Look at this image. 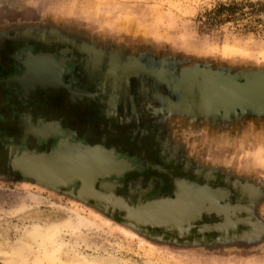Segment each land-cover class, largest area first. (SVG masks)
Returning a JSON list of instances; mask_svg holds the SVG:
<instances>
[{
    "label": "rangeland",
    "instance_id": "374dc122",
    "mask_svg": "<svg viewBox=\"0 0 264 264\" xmlns=\"http://www.w3.org/2000/svg\"><path fill=\"white\" fill-rule=\"evenodd\" d=\"M222 1L229 0H0V43L11 33L82 41L103 58L130 66L142 81L143 103L179 106L168 96L177 91L190 93L193 107L202 101L203 76H264V12L205 30L201 15ZM16 76L6 80L7 90L0 85V264H82L94 258L99 264H264V110L163 115L188 159L249 187L255 224L250 234L181 240L134 227L73 190L18 177L29 155L47 156L54 149H27V157L16 151L31 141L20 136L33 134L13 103ZM42 96L36 110L68 117L66 126L81 132L92 119L64 93ZM55 104L60 109H51ZM59 148L57 156H68L67 145ZM14 159L19 174L12 172L18 170ZM140 182L128 190L143 195Z\"/></svg>",
    "mask_w": 264,
    "mask_h": 264
},
{
    "label": "flooded vegetation",
    "instance_id": "af4514ba",
    "mask_svg": "<svg viewBox=\"0 0 264 264\" xmlns=\"http://www.w3.org/2000/svg\"><path fill=\"white\" fill-rule=\"evenodd\" d=\"M4 41L0 43V85L7 90L6 80H13L17 75L19 80L10 86H17L13 88V103L21 108L23 123L33 128L32 135L25 136L24 133L20 136L27 142L31 141L26 147L16 148V151L49 152L54 147L58 149L59 144V149L67 145L69 152L78 151L73 148L75 145L89 147L88 144H91L96 148L92 151L81 149L83 158L70 162L61 158L36 161L39 158L29 155L32 156L27 159L30 169L44 174L49 167L57 170L65 166L63 163L74 162L82 163L88 169H108L107 174L96 176L95 189L111 192L113 202L123 199L139 208L161 200H177L179 186L185 182L198 185L201 191L205 187L220 190L224 196L220 198L219 205L228 206V212L210 210L209 202L202 199L205 207L196 209L193 219L183 229L178 228V223L166 220L158 224L142 223L139 227L181 240L237 236L254 231L250 196L245 194L249 187L237 179L201 168L186 157L177 143L170 139L167 126L155 123L143 111V98L140 96L142 81L132 76L130 66L103 58L97 49L82 41L51 40L43 34L26 39L21 33H11ZM44 93H64L69 104L80 106L84 117H92L87 120L88 126L85 124V129L80 132L76 127L66 126L65 122L70 121L68 117L59 119L50 116L48 112L53 111L48 108L45 111L36 110L35 105L39 106ZM23 102H26L27 108L21 106ZM56 107L60 109L59 105H51V109ZM20 116L16 119L19 120ZM12 172L19 174V170ZM82 179L62 184L61 188L78 193L84 184ZM139 179L140 189L145 192L141 196L128 190V185ZM198 196L203 197L202 193ZM89 201L97 203L95 199ZM108 207V211L116 217L125 222L128 220L125 209L113 205ZM228 218H231L232 225L220 228Z\"/></svg>",
    "mask_w": 264,
    "mask_h": 264
},
{
    "label": "bare ground",
    "instance_id": "6f19581e",
    "mask_svg": "<svg viewBox=\"0 0 264 264\" xmlns=\"http://www.w3.org/2000/svg\"><path fill=\"white\" fill-rule=\"evenodd\" d=\"M155 76L158 77L160 80L163 77L161 73L160 74L157 73ZM189 90L190 89H188V91ZM178 95H179V99L177 100ZM201 95L204 98V94L201 93ZM168 96H173V97L175 96L176 98L175 102L179 103L177 105H179L178 107L180 109H184L188 112H195L197 114H211L212 115L214 113L213 110H216L217 108L219 109V107L225 108L228 105L225 103L216 104L214 101H208L206 99H203V101H201L202 106L201 104L197 103L196 105H193L192 107V104L190 103V98L192 97V95L190 93H187V92L178 93L177 91H175L174 95L171 92L169 93ZM224 96H225L224 94H221V95L212 96V97L222 99V98H225ZM206 97L209 98L210 95L206 94ZM214 99L215 98H213V100ZM63 153L64 152L62 151L61 156H59L58 158L66 159L69 162L70 160L73 161V160L83 158L81 154V149H78V151L71 150L70 153L69 151H67L68 156H63L62 155ZM87 155L89 154L87 153ZM56 159L57 158L46 159L44 157H40L36 161H43V160L52 161ZM29 164L30 162L28 160H24L21 163L20 168L22 169L24 176H27V177L32 176V177H35L34 178L35 181L44 182V183L49 182V184H53L58 187H61L64 184L69 183L70 181L75 180V179L83 178L82 180L85 181V178L87 177L88 179H86L85 182L83 181L84 184L82 185L79 195H81L86 200L95 199L97 201L96 204L99 205L104 210H108L107 208L108 205H113L115 206V208L119 207L122 210L125 209L127 219L129 220V221L126 220V223L134 227H139V225L142 223L148 224L150 222L153 224H158V222L166 220L168 222L178 223L179 225L178 228L183 229L185 224L188 223L189 220L193 219L196 209L200 210L203 207H205V205L203 204L204 202H202V199H205V201L209 202L208 209L228 212L227 211L228 206L219 205L220 198L224 196L222 191L211 190L207 187H205L204 190L201 191V187H199L198 185H194V184L189 185L188 184L189 182L188 183L185 182L179 186L178 194L180 196L177 200L175 201L174 200L173 201H169V200L162 201L161 200V201L149 203L145 206L143 205L141 208H139V206H134V205L132 206L131 204L129 205V203H127L123 199H119L116 202H113L110 197L111 196L110 194H112L111 192L104 191V190L98 191L95 189L94 183H95L96 176L107 174L109 172L108 169H105V170L100 169V168L88 169L82 163L74 162V163H68V164L63 163V165L65 166L61 168L60 167L61 165H60L59 166L60 168H57V170L51 169V167H49V170H47V172H45L44 174L42 173L43 174L42 175L30 169ZM44 178H49V179H44ZM200 193H202L203 195L202 198L198 196ZM231 221H232L231 218H228L227 222H225L224 224H221L219 227L223 229L228 228L232 225ZM28 236H30V239H33L34 235L29 234ZM88 246L92 247L90 245ZM102 263L108 264V262L107 263L102 262ZM82 264H99V260H97L96 258L88 259L86 262Z\"/></svg>",
    "mask_w": 264,
    "mask_h": 264
},
{
    "label": "water",
    "instance_id": "95a60500",
    "mask_svg": "<svg viewBox=\"0 0 264 264\" xmlns=\"http://www.w3.org/2000/svg\"><path fill=\"white\" fill-rule=\"evenodd\" d=\"M201 89H200V98L206 99L208 101H214L216 104H228L225 108L219 107L216 110H213V112H238V111H245L248 109H255L256 111H263L264 109V76H258V77H253V78H246L244 81H237L233 79H225V78H220V76L212 75L209 77H204L201 80ZM187 91V90H186ZM220 91V92H218ZM201 93L204 94V98L202 97ZM206 94H209L210 97L207 98ZM224 94L225 98H216L212 96H218ZM213 98H215L213 100ZM85 146V147H84ZM75 145L74 147L78 149H85V150H90L94 149L93 147L89 148L86 147L87 145ZM54 152L48 154L47 156H39L37 155V158L44 157L46 159H55L58 158L57 156V147H54ZM25 154V155H24ZM29 153L27 152H22L20 155L23 157H27ZM13 167H17L19 170V166L16 165L15 159L13 160ZM23 180L27 181H35L32 176H24L20 175L18 176ZM38 183H43L45 185L53 186L52 184L44 183V182H39L35 181ZM55 187V186H53ZM80 191V190H79ZM76 193L80 198L86 201L85 198H83L80 193ZM88 201V200H87ZM97 205V204H96ZM99 206V205H97Z\"/></svg>",
    "mask_w": 264,
    "mask_h": 264
},
{
    "label": "trees",
    "instance_id": "16d2710c",
    "mask_svg": "<svg viewBox=\"0 0 264 264\" xmlns=\"http://www.w3.org/2000/svg\"><path fill=\"white\" fill-rule=\"evenodd\" d=\"M264 12V0H229L218 2L213 8L201 15V26L205 29L216 28L227 22H236Z\"/></svg>",
    "mask_w": 264,
    "mask_h": 264
},
{
    "label": "crops",
    "instance_id": "0c3cea01",
    "mask_svg": "<svg viewBox=\"0 0 264 264\" xmlns=\"http://www.w3.org/2000/svg\"><path fill=\"white\" fill-rule=\"evenodd\" d=\"M142 88V87H141ZM141 91H143L141 89ZM143 98V96H142ZM165 103H158L156 102L154 105H147V103H143L142 102V107H143V111L145 112L146 115H149L155 123L160 124L162 123L163 126H167L165 125L164 118L163 115H165V113H181L180 111H185L184 113L182 112V114L184 115H189V112L184 110V109H180L178 106L176 105H164ZM178 107V108H177ZM191 114H193L194 112H190ZM190 114V115H191ZM195 115H200V114H195ZM170 124V123H169ZM172 124V123H171ZM161 126V125H160ZM170 139H171V130H170ZM28 153V152H27Z\"/></svg>",
    "mask_w": 264,
    "mask_h": 264
}]
</instances>
